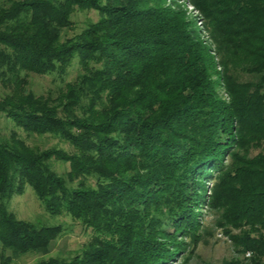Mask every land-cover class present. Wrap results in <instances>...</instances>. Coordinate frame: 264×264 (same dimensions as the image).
<instances>
[{
	"label": "trees",
	"instance_id": "trees-1",
	"mask_svg": "<svg viewBox=\"0 0 264 264\" xmlns=\"http://www.w3.org/2000/svg\"><path fill=\"white\" fill-rule=\"evenodd\" d=\"M190 1L205 34L165 0H0V113L75 149L35 150L0 130V264L63 234L9 209L27 184L50 213L93 230L73 258L38 264H161L184 250L179 238L200 241L203 204L264 264V0ZM75 6L100 18L63 40ZM76 56L84 73L65 101L28 91L26 73H65ZM53 159L70 163L66 175Z\"/></svg>",
	"mask_w": 264,
	"mask_h": 264
},
{
	"label": "rangeland",
	"instance_id": "rangeland-1",
	"mask_svg": "<svg viewBox=\"0 0 264 264\" xmlns=\"http://www.w3.org/2000/svg\"><path fill=\"white\" fill-rule=\"evenodd\" d=\"M3 1V0H1ZM166 3H177L188 9L189 17L193 20L197 19V25L201 27L205 34L202 20L199 17L198 10L194 8L190 0H165ZM100 18L99 10L89 7L75 6L72 15L73 26L62 31V39L71 38L82 32L90 24L98 21ZM196 22V21H195ZM99 66V65H97ZM67 71L64 73H26V87L28 91H32L36 96H44L51 99V103L59 104L65 101L64 96L69 90V86L77 84L84 73V69L80 63L78 56L73 57L68 65ZM1 71V67H0ZM0 74V99L10 91L5 87L1 80ZM251 75H245V79H251ZM218 91L227 101L229 96L225 92L223 85L218 86ZM86 98L82 99L85 101ZM81 113V109H77ZM0 130L5 138L15 137L25 141L32 149H47L53 147L64 148L67 152H74V147L52 134L40 135L29 132L20 126L6 113H0ZM258 151L253 150L252 155ZM243 155V154H242ZM53 167L57 173L66 175L70 170V163L62 160L53 159ZM213 183L207 184L211 189ZM210 193V191H209ZM9 209L14 212L17 218L30 221L38 226L41 225H62L63 234L57 237L51 244L50 249L46 253L27 252L23 254H13L6 251L7 254L13 256L11 264H38L42 260L50 257L61 259H71L82 250L93 238V230L86 227L80 220L73 218L69 213L52 214L50 213L38 198L32 186H26L22 193L14 194L9 202ZM219 209L212 208L208 204L201 207V230L200 241L192 242L187 238H179L184 250L178 251L169 261L161 264H249L246 260L251 253L247 252L246 256L238 251L228 234L225 233V221L221 217ZM234 233L241 232V229H233Z\"/></svg>",
	"mask_w": 264,
	"mask_h": 264
}]
</instances>
